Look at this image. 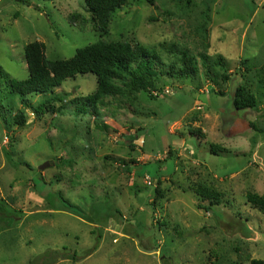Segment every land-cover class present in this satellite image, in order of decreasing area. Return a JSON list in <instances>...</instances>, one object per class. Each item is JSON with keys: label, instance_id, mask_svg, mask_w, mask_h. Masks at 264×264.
Wrapping results in <instances>:
<instances>
[{"label": "rangeland", "instance_id": "1", "mask_svg": "<svg viewBox=\"0 0 264 264\" xmlns=\"http://www.w3.org/2000/svg\"><path fill=\"white\" fill-rule=\"evenodd\" d=\"M73 13L87 23L69 24ZM90 17L84 0H0V66L26 79L23 48L34 41L49 60L97 41H129L168 66L165 43L196 57L222 56L230 80L216 86L199 65L197 78H163L156 97L108 98L95 114L70 104L96 89L94 75L78 74L55 89L63 98L57 110L40 117L0 86V264L264 260V215L245 197L264 192V0H128L103 36ZM233 82L256 94L257 109L231 114ZM50 96L28 99L36 105ZM193 106L228 117L219 127L235 119V130H210L218 117L199 121L206 110ZM18 111L24 128L14 125ZM211 144L230 153L213 155ZM199 185L218 192L219 205L209 208L195 193Z\"/></svg>", "mask_w": 264, "mask_h": 264}, {"label": "trees", "instance_id": "2", "mask_svg": "<svg viewBox=\"0 0 264 264\" xmlns=\"http://www.w3.org/2000/svg\"><path fill=\"white\" fill-rule=\"evenodd\" d=\"M149 5H153L155 0H143ZM87 13L91 16L93 28L100 36L108 33V27L113 14L128 5V0H84ZM69 24L80 23L85 25L87 19L79 13L70 14ZM166 50L170 60L168 66L152 54L146 47L140 44H132L129 41H97L86 45L75 51L73 57L69 59L49 60L45 55L43 43L34 41L24 46V58L27 65L28 77L24 80L11 78L0 66V86L6 87L11 94L20 97L24 109H29L36 117L57 110L54 107L56 102H62L63 98L53 95L62 83L78 74L90 73L96 77V89L85 98L71 101L83 113L85 107H89L93 113L97 114L98 106H105V99L121 98L129 102L137 101V94L147 93L152 97V92L157 90L160 80L163 78H197L200 73L199 65L203 67V72L216 86H226L230 80L228 67L222 56L217 55L211 58L207 54L191 55L175 44L159 45ZM166 67V68H164ZM214 90L218 95H224L221 90ZM49 98L32 105L28 97L48 96ZM232 100L236 110L251 111L257 109L258 98L245 84L238 83ZM14 125L19 128L26 126L25 111L15 113ZM104 129L106 126L103 127ZM200 133V130H196ZM210 153H230L226 148L216 144L210 145ZM159 193L157 187L155 194ZM195 193L202 199L208 198L209 208L219 205V193L202 186H197ZM247 203L259 213L264 215V192L257 194L247 192ZM200 207V206H199ZM201 208V207H200ZM205 210L209 208L202 207ZM209 264H227L213 262ZM248 264H264V260L251 259Z\"/></svg>", "mask_w": 264, "mask_h": 264}, {"label": "crops", "instance_id": "3", "mask_svg": "<svg viewBox=\"0 0 264 264\" xmlns=\"http://www.w3.org/2000/svg\"><path fill=\"white\" fill-rule=\"evenodd\" d=\"M237 85V84H236ZM211 85H208V87H210ZM230 86V85H229ZM230 88H231V90L229 89V93L228 94H226V95H230V97H231V99L233 100V98H232V86H230ZM203 90V89H202ZM201 89H198V91L199 92H201L202 91ZM215 92V91H214ZM225 95V94H224ZM192 108H195L196 109V111H199V112H201V111H204V110H206V108L204 107V106H193ZM231 110L233 111V113H231L232 115H234L235 114V116L236 117H241V115H242V112H246L247 111V109L246 110H236L234 107H233V104H232V108H231ZM212 112V111H211ZM212 115H214V116H216V117H218L216 120H215V124L213 125V123L211 124V128H210V130H212V129H214V130H223V132H231V130H235V126H236V122H234V120L235 119H233V121H231V120H227V122L226 123H224V124H221L222 126L221 127H219V122L220 123H222L221 121L223 120V119H225V118H228V117H223V118H221V116H219L217 113H210V111H205V112H203V114L201 115L200 113H198V117L200 118V120L199 121H204V120H206V119H211V117H212ZM209 116V117H208ZM198 121V122H199ZM194 125L196 124V121L193 123ZM178 127H180V124L178 125V123H176V128H178ZM175 133H176V135H178L179 137H181V135H182V133L181 132H179V130L176 132L175 131ZM200 133L201 134H204V137H205V135H206V133H205V131H200ZM131 135V136H130ZM132 135H134V131L133 130H129L128 132H127V136H128V138H127V140H128V143H135V140L132 138ZM134 136H136V134L134 135ZM226 137V136H225ZM228 138V137H227ZM132 147L134 146V145H131ZM168 149H171L170 147L168 148Z\"/></svg>", "mask_w": 264, "mask_h": 264}, {"label": "water", "instance_id": "4", "mask_svg": "<svg viewBox=\"0 0 264 264\" xmlns=\"http://www.w3.org/2000/svg\"><path fill=\"white\" fill-rule=\"evenodd\" d=\"M231 86H232V98H234V93H235V91H236V87H237V85H236V83H231ZM247 110H249V109H247ZM49 166V163L48 162H46L45 164H43L42 166H40V168H39V170H44L45 168H47Z\"/></svg>", "mask_w": 264, "mask_h": 264}, {"label": "built area", "instance_id": "5", "mask_svg": "<svg viewBox=\"0 0 264 264\" xmlns=\"http://www.w3.org/2000/svg\"><path fill=\"white\" fill-rule=\"evenodd\" d=\"M164 91H165V92H169V93H171L170 90H169L168 88H165ZM152 95L156 97L158 94H157V92L155 91V92H152ZM145 182H146L147 185H152V181H151V179H150L148 176H145Z\"/></svg>", "mask_w": 264, "mask_h": 264}]
</instances>
